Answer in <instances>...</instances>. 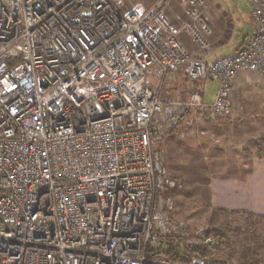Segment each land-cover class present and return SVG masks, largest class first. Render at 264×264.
<instances>
[{
	"label": "built area",
	"instance_id": "built-area-1",
	"mask_svg": "<svg viewBox=\"0 0 264 264\" xmlns=\"http://www.w3.org/2000/svg\"><path fill=\"white\" fill-rule=\"evenodd\" d=\"M177 1V28L163 13ZM256 32L231 57L210 49L204 0H160L122 13L111 0H0V264H208L149 257L158 179L152 138L163 83L184 71L217 83L207 107L195 89L185 110L229 114L241 72L264 78V0H246ZM176 118H172L174 121ZM205 249L219 237L195 242Z\"/></svg>",
	"mask_w": 264,
	"mask_h": 264
},
{
	"label": "rangeland",
	"instance_id": "rangeland-1",
	"mask_svg": "<svg viewBox=\"0 0 264 264\" xmlns=\"http://www.w3.org/2000/svg\"><path fill=\"white\" fill-rule=\"evenodd\" d=\"M111 1L126 11L134 7L144 10L159 0ZM204 2L207 13L223 19L221 27L226 30L225 45L214 50L210 47L208 55L227 56L246 39L252 8L246 0ZM173 13L178 21L174 25L180 29L183 15L177 7H173ZM147 75L151 88L159 90L162 86L164 109L155 118L154 128L163 119V125L171 127V133H175L179 140V154L174 160L178 164L167 158L170 146L176 150L172 147L174 144L167 143L166 148L162 136L161 141L158 142L157 137L153 141L159 189L154 235L159 238L185 237L194 248L198 246L195 242L207 237H219L221 244L218 247H198L197 254L217 264H264V218L220 213L211 199L213 181H232L235 177H242L244 172L239 168L243 165L241 168L246 170L245 165L249 166L252 157L257 156L258 145L264 149L261 140L264 138V90L250 89L244 94L240 93L241 96L238 94L232 101L229 114L218 118L209 108L189 111L176 106L187 102L197 89L204 105L210 107L218 90L216 82L209 79L192 80L182 71L175 74L174 79L163 83V76L157 67L148 70ZM172 118L176 119L173 121ZM200 131L204 132L203 135ZM205 152L206 159L199 155L204 156Z\"/></svg>",
	"mask_w": 264,
	"mask_h": 264
},
{
	"label": "crops",
	"instance_id": "crops-1",
	"mask_svg": "<svg viewBox=\"0 0 264 264\" xmlns=\"http://www.w3.org/2000/svg\"><path fill=\"white\" fill-rule=\"evenodd\" d=\"M151 7H146L144 10H148ZM173 7H177L180 9L181 14L183 15L184 18L183 20V24H184V22L186 21V16L177 1H170L166 5H164L163 13L173 24L174 22H178L175 19L176 14L173 13ZM134 9L135 7L131 10L128 9L126 11H122L119 8V10L122 13H128ZM207 9L208 8L206 5L205 14L213 25V34L210 37V47L214 50L215 47L218 46L222 47V45H225L224 37L226 36V30L222 29L221 27L224 24L223 19L214 17L213 15H209L207 13ZM249 17H250L249 31L248 34L245 36L246 39H244L242 43L239 44V46H237L234 49V51L227 56L217 57L213 53H211L212 51L210 52L211 54L208 55L209 52L198 50L193 46L188 36L184 33L180 35V40L182 41L183 45L186 47V49L191 53L193 57L202 59L205 62H209L218 58L231 57L238 51V49L243 45V43L246 42L248 39H250L256 32L255 23L253 21L252 14H249ZM183 24L181 25V27L183 26ZM250 89H258V90L260 89L263 91L264 78L259 74L253 72H249V71L241 72L238 75L236 86L234 87V91L232 94V101L236 98L238 94L239 96H241V94H244ZM232 101L230 104L231 108L233 105ZM236 103L237 102L235 100L234 104L235 107L237 108ZM164 122L165 121H163V119L160 120V122H158L157 124L156 129H158L157 131L159 132L160 137L162 136L163 138L162 140L166 148H167V143L174 144V146L172 145V147H174L176 150H172L170 146V155H168L167 157L168 160L173 163L179 154V140L175 136V133H171L170 131L171 127H167L166 124H165L166 126L163 125ZM200 132L203 135L204 132L203 131ZM191 137L194 138L193 135H191ZM195 138L197 139L198 135H196ZM199 155L200 157H204V159H206V155H207L206 152L204 156L201 154ZM241 167H243V165ZM241 167L239 168V171L244 172V175H242V177H237V178L235 177L234 180L232 181L215 180L212 182L211 184L212 204L216 206L217 209H226L231 211H245L264 218V158L252 157L250 165L249 166L248 164L245 165L246 170H243ZM224 194L227 197L225 199H223Z\"/></svg>",
	"mask_w": 264,
	"mask_h": 264
},
{
	"label": "trees",
	"instance_id": "trees-1",
	"mask_svg": "<svg viewBox=\"0 0 264 264\" xmlns=\"http://www.w3.org/2000/svg\"><path fill=\"white\" fill-rule=\"evenodd\" d=\"M153 131L154 132L156 131V134H154V136L152 138V148H153V141L155 140L156 137H157L158 142H159V140L161 141V139H162V138H160L159 132L157 130H155L154 126H153ZM261 140L264 142V138ZM256 150L258 152L256 157L257 158H264V149L258 145L256 147ZM153 153H154V151H153ZM154 157H155V155H154ZM158 193H159V189L157 192V200H158ZM218 212L223 213V214L230 213L231 215L248 214L250 216H255V217L263 219V217H261V216H256L252 213H248L245 211H231V210H226V209H218ZM174 238H176V237H174ZM177 238H181V236L177 237ZM196 250L198 252V247H196V248H194L193 246L187 247L185 245H182V244L176 243V242L160 241V242H158V244L150 247L148 254H149V257H151V258H156L159 256H165V257H168V259H171L173 261L181 262V261H185L186 259L191 258L194 253H197ZM200 257H202V255ZM202 258H206V257H202ZM208 264H217V263L214 261H211V262H208Z\"/></svg>",
	"mask_w": 264,
	"mask_h": 264
}]
</instances>
